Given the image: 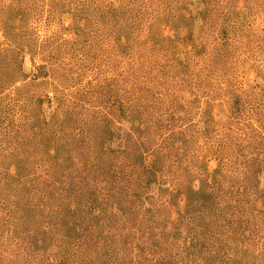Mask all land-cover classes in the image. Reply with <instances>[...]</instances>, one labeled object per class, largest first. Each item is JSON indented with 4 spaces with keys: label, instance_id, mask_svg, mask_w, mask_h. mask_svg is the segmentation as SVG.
<instances>
[{
    "label": "rangeland",
    "instance_id": "1",
    "mask_svg": "<svg viewBox=\"0 0 264 264\" xmlns=\"http://www.w3.org/2000/svg\"><path fill=\"white\" fill-rule=\"evenodd\" d=\"M0 264H264V0H0Z\"/></svg>",
    "mask_w": 264,
    "mask_h": 264
}]
</instances>
